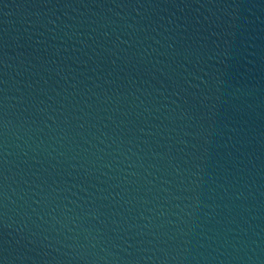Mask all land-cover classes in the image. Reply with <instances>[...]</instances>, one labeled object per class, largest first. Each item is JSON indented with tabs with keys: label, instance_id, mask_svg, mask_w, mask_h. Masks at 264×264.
<instances>
[{
	"label": "water",
	"instance_id": "water-1",
	"mask_svg": "<svg viewBox=\"0 0 264 264\" xmlns=\"http://www.w3.org/2000/svg\"><path fill=\"white\" fill-rule=\"evenodd\" d=\"M0 264H264V0H0Z\"/></svg>",
	"mask_w": 264,
	"mask_h": 264
}]
</instances>
